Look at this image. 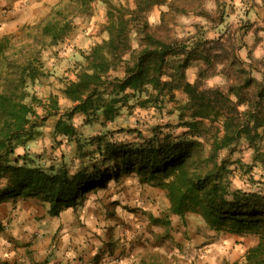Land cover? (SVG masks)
Here are the masks:
<instances>
[{
  "label": "trees",
  "instance_id": "1",
  "mask_svg": "<svg viewBox=\"0 0 264 264\" xmlns=\"http://www.w3.org/2000/svg\"><path fill=\"white\" fill-rule=\"evenodd\" d=\"M90 2L69 0L58 7L33 39L0 36V180L5 182L0 201L36 198L47 204L49 215L58 216L111 177L134 171L165 190L171 214L196 213L210 229L256 237L242 259L227 264H264V194L234 187L230 175L236 169L229 166V156L243 143L251 150V165L264 168V77L253 75L264 67V58L243 59L234 46L228 50L220 37L205 38L204 32L172 33L170 23L178 14L192 12L212 21L206 0H133L132 6L106 0V37L82 54L74 77L62 78L60 94L47 100L30 95L29 83L42 73L41 52L70 34V16L87 10ZM162 5L167 9L160 11L161 20L151 23L150 11ZM196 62L200 66L190 81L187 71ZM213 74L225 83L206 86L204 79ZM177 92L185 95L183 101H176ZM60 99L69 105L62 108ZM169 101H176L184 128L175 136L139 132L142 141L131 144L106 131L84 140L74 123L79 114L81 125L104 126L107 111L112 118L122 108L161 111ZM35 103L44 109L42 116ZM46 115L56 117L54 139L86 143L88 151L78 149L82 162L75 171L42 166L27 151L16 153Z\"/></svg>",
  "mask_w": 264,
  "mask_h": 264
},
{
  "label": "rangeland",
  "instance_id": "2",
  "mask_svg": "<svg viewBox=\"0 0 264 264\" xmlns=\"http://www.w3.org/2000/svg\"><path fill=\"white\" fill-rule=\"evenodd\" d=\"M69 0H0V36L9 34L14 36L15 40L19 41L30 40L35 38L40 26L50 18L51 15L56 13L58 7L63 6ZM106 0H91L87 10L71 15V20L74 25L73 30L63 40L48 46L41 52V61L43 62L42 73L33 82L28 85V92L35 94L37 97L47 100L48 96L53 92L60 94V88L62 86V78H70L73 76V69L77 62L82 61V54L90 50L92 45L106 36L103 27L106 22ZM113 3H123L130 6L133 5V0H109ZM238 2V3H236ZM205 7L212 12L213 20L209 21L201 16L190 12L186 14H178L173 22L170 23L172 33L178 36H185L193 34L198 31L205 35V38L215 39L220 37L226 49L231 50L232 46L236 48L238 54L245 59L249 54L262 59L264 58V0H206ZM165 5L154 7L148 17L151 23H158L161 20L160 11L166 10ZM24 27V29H23ZM220 31V35H215L216 31ZM248 41V42H247ZM242 42L245 43L246 48L241 47ZM78 45H83L79 48ZM251 45V49L248 50V46ZM67 59H70L67 60ZM200 62H196L188 69L187 77L194 79ZM253 75L258 79L264 77V67L259 65L258 70H253ZM224 78L219 74L209 75L204 79L206 86H215L224 84ZM176 101H183L185 99L183 93L177 94ZM30 100V96L27 98ZM176 101H169L165 103L161 111L153 107L149 108H122L120 114L116 118H112L113 114L107 112L106 125H81V120H74L78 133L81 139L86 140L90 136L99 133L110 131L114 139L118 141H125L131 144L140 143L142 140L138 137V133H142L145 137L153 135L154 131L159 133L160 137L171 133L175 136L183 132L184 128L179 125L178 111L175 109ZM66 103L62 102L61 107L65 108ZM35 108L40 113L41 106L35 103ZM39 113V115H40ZM42 115V114H41ZM34 119V118H33ZM56 119V118H55ZM113 119L112 121H109ZM43 121V120H42ZM40 119L37 121L41 125ZM109 121V122H108ZM45 125V123L43 124ZM156 132V133H157ZM52 133L48 130L43 131L41 134H35L34 140L30 145L26 144L24 150L19 149L20 153L27 151L29 158L34 159L35 163H39L42 166H53L55 168L66 167L70 171H75L82 162L79 157L81 153L78 149L82 148V152L88 151V147L83 143L82 145L75 142V140L67 139H54ZM243 143L236 147L235 151L229 156V166L233 170L230 175L232 185L234 187H241L246 190H255L264 194V168L260 164L251 165V150L243 148ZM83 146V147H82ZM264 146V143H263ZM24 151V152H23ZM227 155V152H225ZM236 159L241 160L244 163L250 164L252 167L245 166L241 168ZM5 182L0 180V187H3ZM108 187V188H107ZM104 193H108L111 189H115L114 192L122 198L129 200L130 197L137 199V201L144 205L150 203L156 208L158 219H168L170 212L168 209L169 202L166 197V192L159 186L143 182L136 172H122L118 178L111 177L105 187L99 188ZM111 192L112 195L115 193ZM120 192V193H119ZM25 205L30 206L35 204L38 207V212L35 216L28 212L23 213V210L16 214L13 213V208L9 209L7 204L0 206V215L6 219L1 221L0 219V233L5 231L6 225L10 222H15V225L21 229H28L32 223L40 222L44 218H49L47 212V204L34 198L32 200L24 199ZM125 202V200H124ZM14 203H17L14 201ZM134 207V208H133ZM136 210L140 206H133ZM18 216V217H17ZM149 218L148 216H146ZM153 217H151L152 219ZM178 218V224L176 227L171 226V233H168L164 229V225L155 219L150 222L151 232L155 234L160 233L161 240L154 238V240H143L137 236V239L131 243V248L136 249L134 258L138 255V261H131L130 264H147L148 255L151 258L156 259V253L159 248H164L167 253L172 251V246H179V239H188L194 237V235L202 233L205 238L203 245L206 248L215 250V239H221L223 236H228L230 233L225 231H215L210 229L203 218L196 213H186L183 216H175ZM169 221V219H168ZM6 223V224H4ZM43 227L40 226L38 230H34L32 233L35 237L42 239L46 233H49V225L46 221L43 223ZM183 224H187V229H183ZM25 226L26 228H23ZM33 228V227H32ZM37 229V227H36ZM162 229V230H161ZM160 230V231H159ZM176 234V235H175ZM58 232L53 234V240H57ZM176 237V239H174ZM188 236V237H187ZM120 239L116 240L112 248L114 251L118 248L125 247V242H120ZM175 242L176 244H170ZM239 241H235L237 244ZM181 243V242H180ZM25 245V244H24ZM52 243L48 246L51 247ZM124 249V248H123ZM120 250L119 252L108 253V259L106 263L100 264H125L124 259H120L122 253L126 250ZM180 251V250H179ZM156 256V257H155ZM243 255L237 259H242ZM159 259V257L157 258ZM164 259V258H163ZM93 260V259H92ZM222 260V264L231 263L233 261ZM161 261V259H159ZM158 261V262H159ZM165 263L168 264L167 259ZM44 264H47L46 260ZM98 264V262L96 263ZM129 264V263H128ZM155 264V261H154Z\"/></svg>",
  "mask_w": 264,
  "mask_h": 264
},
{
  "label": "crops",
  "instance_id": "3",
  "mask_svg": "<svg viewBox=\"0 0 264 264\" xmlns=\"http://www.w3.org/2000/svg\"><path fill=\"white\" fill-rule=\"evenodd\" d=\"M215 31V35L218 37L221 33L217 29ZM241 45V47L246 48L244 42ZM82 46L78 45L79 48L84 49ZM251 48V45L248 46V50ZM67 60L70 61V59ZM73 77L74 74L70 78ZM188 79L190 81L194 80L193 78ZM178 93L182 94V92ZM52 94L59 93L53 92ZM62 102L66 103V106L69 105V102L65 99H60V103ZM41 111L42 113L36 110L38 114L43 115L44 109L42 107ZM55 118L54 115H46L41 125L36 126L35 134H41L43 131L48 130L53 135ZM77 119L80 121L82 117L78 114L74 120ZM44 123L45 125H43ZM35 134L34 137H36ZM34 137L26 143L27 147L33 142ZM25 146H18L16 153H20L19 149L24 150ZM244 147L246 148V146ZM99 188L87 192L85 198L75 208L69 207L58 216L49 215V218L41 220L42 223H32L33 228L30 224L28 229L21 230L15 225L14 221L6 225L7 229L0 233V264H44L45 260L47 264H96L97 262L100 264L101 261L106 263L105 260L109 258L108 253H116L125 248L127 249L122 253L120 259H124L125 264H130L131 261L136 259L138 261L139 259L138 255L133 259L134 254L137 253L136 249L130 247V242H134L137 236L148 241H152L154 238L161 240L160 233L155 232L154 234L150 228L146 227L147 225L150 226L151 221H155V219L160 221L168 233L173 232L170 229L171 226L176 227L178 224L179 219L175 218L177 216L175 214H170L169 221L163 218L158 219L155 216L157 212L154 205L148 202L144 205L133 197H130L129 200L127 198L124 199L114 192L115 189L104 193ZM111 192L115 194L112 195ZM27 199L32 200L34 198ZM14 201L17 203H14ZM22 202L25 203L24 198H11L0 201V206L7 204L9 209L15 206V209H13L15 216L22 210L23 213L28 212L35 216L36 212H38V207L35 204L26 207ZM135 205L140 206L141 209L137 208L134 210L133 206ZM0 216L4 217L3 214ZM151 217L153 218L151 219ZM1 221L6 222V219L2 218ZM45 221L49 225L50 232L46 233L42 239L35 237L32 232L38 230L40 226L44 230L46 224L43 225V223ZM187 227V224H183V229H187ZM23 228L26 227L23 226ZM55 232H58L56 241L53 240ZM118 239H120V242H125L124 249L118 248L115 251L114 249H109L113 247L110 243H114ZM179 240L178 248L174 245L176 244L175 242L170 243L174 246H172V251L169 253L164 251V248H159L155 260L151 258L152 256L148 255L147 262L150 263L147 264H154V261L155 264H166V259L168 264H222V260L231 259L230 261H235L238 257L244 255L248 247L256 242V237L230 233V235L223 236L219 240L215 239V250L206 248L207 246L203 245L205 238L201 232L192 238L188 237V239L183 238ZM235 241L239 242L234 244ZM51 243L52 245L49 247L48 245ZM158 257L161 261L157 259Z\"/></svg>",
  "mask_w": 264,
  "mask_h": 264
}]
</instances>
